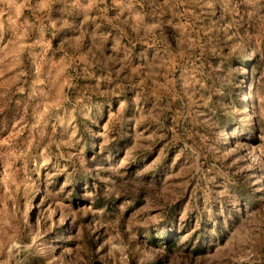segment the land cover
<instances>
[{
    "label": "clouds",
    "instance_id": "obj_1",
    "mask_svg": "<svg viewBox=\"0 0 264 264\" xmlns=\"http://www.w3.org/2000/svg\"><path fill=\"white\" fill-rule=\"evenodd\" d=\"M224 120L217 212L156 168ZM0 264H264V0H0Z\"/></svg>",
    "mask_w": 264,
    "mask_h": 264
},
{
    "label": "rangeland",
    "instance_id": "obj_2",
    "mask_svg": "<svg viewBox=\"0 0 264 264\" xmlns=\"http://www.w3.org/2000/svg\"><path fill=\"white\" fill-rule=\"evenodd\" d=\"M229 123L231 121H222L220 126L214 130L212 138L204 145L199 143V138H197L195 143L188 141V147L180 155L174 156L172 148L166 149L167 155L158 163L156 168L157 172L167 167L178 173L173 179L178 184L185 186L190 195L195 191L194 205L202 206L204 202L203 189H210L215 204V211L217 212L221 211L222 208L225 212L228 210L226 198L218 195L225 187V178L222 173L237 155H246L247 149H239L227 160L223 158L224 154L235 149L238 142L254 146L248 136L244 134L245 129L238 123L233 130H226ZM221 131H223V135H219ZM256 143H259V141ZM173 156L174 164L170 165L169 158ZM185 182L187 183L185 184ZM182 202L183 200L177 201V206ZM227 222L231 223L230 220ZM176 223L179 225V221H176ZM183 223L185 228L182 230H190L194 226L195 221L190 214ZM218 231L221 233L222 241L224 225H221ZM214 239L207 236L202 238L199 250H204Z\"/></svg>",
    "mask_w": 264,
    "mask_h": 264
}]
</instances>
